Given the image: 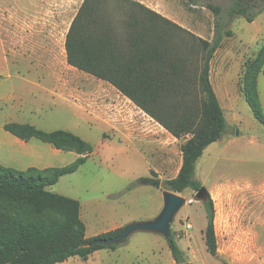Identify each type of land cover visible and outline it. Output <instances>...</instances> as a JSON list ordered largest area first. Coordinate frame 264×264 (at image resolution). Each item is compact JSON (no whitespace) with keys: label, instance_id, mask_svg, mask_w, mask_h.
<instances>
[{"label":"rangeland","instance_id":"374dc122","mask_svg":"<svg viewBox=\"0 0 264 264\" xmlns=\"http://www.w3.org/2000/svg\"><path fill=\"white\" fill-rule=\"evenodd\" d=\"M84 1L0 0V166L46 175L47 169L86 159L48 190L79 201L86 237L91 238L159 215L165 182L177 176L181 146L192 135L174 137L110 82L68 64L66 36ZM130 1L183 29H157L164 36L154 45L162 61L151 64L164 73L175 68L184 77L177 84L183 88L164 93L159 102L145 100L142 93L138 96L174 126L179 116L195 108L196 96L201 99L202 51L194 37L211 41L215 33V15L206 5L228 10L234 0ZM91 4L98 19L115 30L121 41L116 52L121 59L116 60L126 63L130 31L124 21L132 8L120 0H91ZM228 28L233 35L224 38L211 62V81L221 96L228 129L204 151L195 174L214 202L218 256L206 249L203 202L194 201L197 192L187 190L179 194L187 203L171 227L185 253L184 264H264V127L242 93L245 71L264 46V12L251 23L235 18ZM113 42L106 47L111 65ZM258 90L264 110V72ZM8 124L30 125L46 133L66 131L86 146L80 152L56 149L39 138L25 142L5 130ZM148 178L160 180L162 188L141 184ZM60 264L176 262L163 236L138 232L116 250L103 249L87 261L74 257Z\"/></svg>","mask_w":264,"mask_h":264},{"label":"trees","instance_id":"16d2710c","mask_svg":"<svg viewBox=\"0 0 264 264\" xmlns=\"http://www.w3.org/2000/svg\"><path fill=\"white\" fill-rule=\"evenodd\" d=\"M120 1L132 8L124 21L126 29L130 31L126 41L129 50L127 62L116 60L121 59L119 54L116 55L121 41L114 36L115 30L110 23L99 20L94 14L96 8H93L91 0L84 1L67 33V62L74 68L110 82L174 137L192 135L181 146L182 165L177 176L166 181L165 186L176 194L187 190L198 192L203 184L195 178L197 162L210 145L222 139L228 129L224 110L211 82V62L224 38L233 35L228 28L230 22L238 17L253 22L264 12V0H234L228 10L212 3L206 5L215 15V33L211 41L194 37L202 51L198 79L201 99L196 96L195 108L179 116L174 126L138 96L142 93L145 100L159 102L164 93L174 94L183 88L184 85L177 84L184 82V77L179 76L175 68L164 73L151 66L153 62L162 61L159 49L154 45L156 39L162 41L164 36L157 29L162 28L165 32L169 27L183 29L141 3ZM259 5L261 8L255 10ZM226 17L229 21H226ZM113 40L112 66L106 47ZM263 72L264 46L248 65L242 88L254 117L264 127V110L258 90V78ZM164 77L169 79L165 80ZM164 83L171 85L168 87ZM5 130L25 142L39 138L56 149L76 148L83 152L86 146L79 137L62 130L46 133L34 126L15 124L6 125ZM85 162L86 159L80 158L68 167L47 169L46 175L17 172L0 166V264H60L74 257L87 261L96 251L116 250L120 246H88L96 240L118 236L122 228L87 238L79 201L48 190L63 176L75 173ZM203 205L207 221L204 230L206 249L212 257H217L215 207L209 193ZM167 244L176 264H184L185 253L173 234Z\"/></svg>","mask_w":264,"mask_h":264},{"label":"water","instance_id":"95a60500","mask_svg":"<svg viewBox=\"0 0 264 264\" xmlns=\"http://www.w3.org/2000/svg\"><path fill=\"white\" fill-rule=\"evenodd\" d=\"M141 184L150 185L157 189L162 188V183L160 180L151 178L143 179L141 181ZM207 196L208 190L206 186L203 185L202 188L195 195L194 201L204 202L207 199ZM163 203L164 205L161 212L154 219L142 222H132L130 224H127L126 226L122 227L118 236L111 239H99L88 246L120 245L128 238H130L133 234L138 232L158 234L163 236L167 241L171 240L172 224L174 223V220L179 211L186 205L187 200L179 194L165 190L163 191Z\"/></svg>","mask_w":264,"mask_h":264},{"label":"crops","instance_id":"0c3cea01","mask_svg":"<svg viewBox=\"0 0 264 264\" xmlns=\"http://www.w3.org/2000/svg\"><path fill=\"white\" fill-rule=\"evenodd\" d=\"M212 82V81H211ZM213 85V84H212ZM213 88H214V86H213ZM214 91H215V93H216V95H217V97H218V100H219V102H220V104H222V100H221V96H220V94H219V92L214 88ZM229 97V95L227 96V98ZM221 107H222V105H221ZM223 108V107H222ZM226 120H227V118H226ZM228 123V122H227ZM180 170V169H179ZM105 234V233H104ZM102 235V234H101Z\"/></svg>","mask_w":264,"mask_h":264}]
</instances>
